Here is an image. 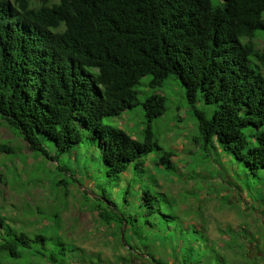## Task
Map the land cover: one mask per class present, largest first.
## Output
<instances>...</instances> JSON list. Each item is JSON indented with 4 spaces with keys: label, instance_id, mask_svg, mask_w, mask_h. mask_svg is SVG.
Listing matches in <instances>:
<instances>
[{
    "label": "trees",
    "instance_id": "trees-1",
    "mask_svg": "<svg viewBox=\"0 0 264 264\" xmlns=\"http://www.w3.org/2000/svg\"><path fill=\"white\" fill-rule=\"evenodd\" d=\"M263 36L264 0H0V121L60 171L69 172L76 155V167L95 181L101 220L122 239L131 229L144 243V227H176V213L162 209L159 185L146 175L149 161L169 168L175 155H150L161 148L154 121L168 100L154 92L166 81L184 88L205 157L224 153L245 165L247 179L264 177ZM142 86L153 90L144 98ZM138 107L139 138L107 121ZM91 149L100 154V178L85 162ZM12 152L0 142V154ZM184 229L185 251L174 260L228 264L205 231ZM81 252L56 234L13 227L0 213V264L32 255L45 264L86 263Z\"/></svg>",
    "mask_w": 264,
    "mask_h": 264
},
{
    "label": "rangeland",
    "instance_id": "rangeland-1",
    "mask_svg": "<svg viewBox=\"0 0 264 264\" xmlns=\"http://www.w3.org/2000/svg\"><path fill=\"white\" fill-rule=\"evenodd\" d=\"M257 43L264 49V36ZM141 89V98L153 91L144 86ZM154 93L166 94L168 100L166 113L154 121L155 137L161 148H154L151 159L159 160L164 149L175 155L169 168L149 161L146 175L148 183L159 185L162 209L168 207V211L176 213V227L169 229L160 221L156 228L144 227L142 234L149 238L144 243L131 229L124 232L122 239L119 228L101 220L95 204V181L76 167V155L71 156L69 172L60 171L56 161L34 154L28 143L2 120L0 142L13 152L11 156L0 154V213L13 227L32 234H56L79 248L86 263L80 258L70 264H160L152 256L165 264H181L173 256L183 255L184 245H179L186 233L184 228L195 225L207 233L211 247L224 254L228 264H264V203L259 195L264 186L263 175L247 179L249 171L245 165L224 153L216 157V152L211 151L212 155L205 157L207 149L200 151L193 140L196 120L179 83L166 81ZM126 113L121 119L107 121L139 138L144 119L142 108ZM88 157L85 162L100 178L95 168L99 167L100 154L91 149ZM60 179L67 183L55 184ZM113 183L116 185L117 180ZM13 264L45 262L32 255Z\"/></svg>",
    "mask_w": 264,
    "mask_h": 264
}]
</instances>
